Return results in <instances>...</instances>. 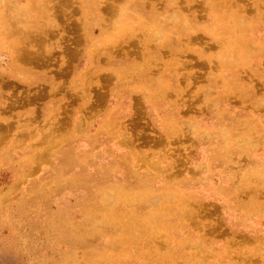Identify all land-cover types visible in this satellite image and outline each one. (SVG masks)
Segmentation results:
<instances>
[{"label": "rangeland", "instance_id": "rangeland-1", "mask_svg": "<svg viewBox=\"0 0 264 264\" xmlns=\"http://www.w3.org/2000/svg\"><path fill=\"white\" fill-rule=\"evenodd\" d=\"M0 264H264V0H0Z\"/></svg>", "mask_w": 264, "mask_h": 264}]
</instances>
